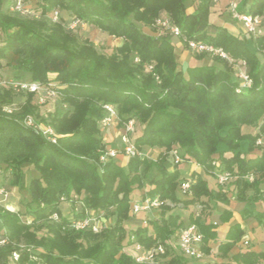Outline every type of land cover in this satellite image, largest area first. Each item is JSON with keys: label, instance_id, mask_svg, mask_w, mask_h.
Returning <instances> with one entry per match:
<instances>
[{"label": "trees", "instance_id": "16d2710c", "mask_svg": "<svg viewBox=\"0 0 264 264\" xmlns=\"http://www.w3.org/2000/svg\"><path fill=\"white\" fill-rule=\"evenodd\" d=\"M11 3L0 0V30L4 34L0 69L47 86L66 107L47 115L53 134L45 135L25 123L27 117L39 116L35 93H27L16 113H6L3 107L13 102V90L0 92V166L12 170V186L28 191L27 214L34 216L27 222L21 213L0 206V240H7L0 246V264H28L38 257L44 264H139L136 257L122 250L128 232L135 247L139 244L147 250L162 245L165 253L161 256L171 254L167 241L183 222L178 215L166 217L170 210L166 201L189 206L203 198L226 202L235 197L240 202L264 203V147L256 145L257 138L264 134V34L248 39L223 27L208 32L212 0H37L35 8L43 17L59 11L54 23L16 13L12 16L8 13ZM238 5L240 12L264 14V0H252L249 10H245V4ZM190 6L195 7L193 13L187 12ZM60 12H66L68 18ZM160 18H169L186 41L223 49L234 63L214 56L223 69L194 65L183 71L171 38L152 36L141 27H152ZM76 20L121 43L109 55L100 53L69 28ZM204 56L197 54L195 58ZM239 60L246 63L252 81L249 87H241L240 80L232 75ZM52 83L57 86L50 87ZM105 104L115 106L119 127L134 119L143 124V133L134 145L138 151L144 146L160 148L155 163L141 156L130 158L126 168L114 158L101 161L106 151L100 126ZM245 128H255L256 133H246ZM173 150H181L184 161L195 163L204 175H211L219 189L212 190L205 176L193 173L194 183L187 195L191 198L182 201L178 196L181 164L169 169ZM214 161L236 176L232 189L228 186L232 179L225 186L218 183ZM24 164L39 172L28 185L22 182ZM153 166L159 176L151 181L154 188L150 195L163 202L161 217L128 231L125 221L132 217V193L144 187ZM74 195L82 209L71 217L63 214L60 205L62 197L68 200ZM91 211L97 215L110 212L115 223L102 227L99 233L69 227L72 219L85 218ZM244 212L249 210L245 208ZM54 213L59 216L57 221L52 220ZM253 216L264 228V211ZM213 227H199L204 254L210 252L205 241L215 237ZM42 231L45 233L39 236ZM244 235L239 225L231 227L228 241L219 246L221 255L227 257ZM21 244L45 251H19ZM15 251L20 253L18 261L12 259ZM231 260L223 264H264V250L247 247ZM165 264H183V259L173 256Z\"/></svg>", "mask_w": 264, "mask_h": 264}, {"label": "rangeland", "instance_id": "374dc122", "mask_svg": "<svg viewBox=\"0 0 264 264\" xmlns=\"http://www.w3.org/2000/svg\"><path fill=\"white\" fill-rule=\"evenodd\" d=\"M3 1L5 3H7V1H9V0H3ZM231 1L237 2L240 5L245 4V10H249V6L252 2V0H218L210 8V25L208 26V32L214 33L217 31V27H223V28H226L230 33H232L236 36L246 37L248 39H249V37H253L255 39L256 37L249 35L245 31V29L242 27V24L240 22H238L237 19L232 17V15L230 13V9H229V7H230L229 4ZM26 4L30 9H32L33 11H35L36 14H38L39 19H46L47 21H49V23H54V22L58 21V20H56V21L53 20L51 16L43 17L42 15H40L41 10L37 11L35 8L37 6V0H27ZM6 6L8 7V5H6ZM194 8H195L194 6H190L187 9V12L193 13ZM8 13L12 16H17L15 13H13L10 10L8 11ZM60 15L64 16V18H66V19L68 18V15L66 12H60ZM141 27H142L144 32H146L152 36L168 35L171 38L172 42H173V38H175V37L171 36L168 32L162 30L161 27L157 24V21L155 22V24L152 27H148V26H144V25H141ZM262 29L264 31V14L262 16ZM75 31H76L75 34L78 35L82 40H88L90 42V44L92 46H94L100 53H104L107 55L111 54L113 49L121 43L120 39L109 36L107 33H104L97 28L90 27L87 24L82 23L80 21L76 25ZM3 38H4V34H3V32H1L0 33V43H1ZM177 39L180 40V42L182 44V48H181V50L178 49L176 51V57H177V60L179 62V65L183 69V71L186 72V70L189 66H194V65L195 66L196 65L197 66L215 65L217 67V69H223V65L218 63L217 61H215L213 55L205 54L203 59H200V60L196 59L195 55H197L198 53H195L192 50H190L188 48V46L185 45V42H183V40L186 41L185 40L186 38L183 37L182 39L181 38H177ZM252 47H253V44L251 43V48ZM185 51H187V52L189 51L192 54V60L191 61L185 60L186 58H182V61H181V57L183 55V52H185ZM259 57L261 59H263L260 54H259ZM228 61H229V63H234L233 59H230ZM243 64H244V61L239 60V61L235 62V66L232 69V75H233V77L238 78L240 80V86L241 87H244L243 86L244 80L240 77L241 73H245L246 75L248 74L247 66H244ZM0 72L6 74L4 77L5 81L17 80V82H29V78H27V77L26 78L24 77V79H22V77H15L14 73L11 70H7V69L1 70L0 69ZM53 77L54 76L51 75V78H53ZM55 86H57V83H52L50 87H55ZM1 87H2V89L4 88V90H1L0 92L4 93L7 90L6 88H8L9 86L1 85L0 89H1ZM46 87H44V89L41 90L39 93H36L35 98H34V102L36 103V105L38 107L37 113L39 116L38 117L34 116L33 118L36 120L38 128L41 129L42 131L43 130L47 131L48 129H50V126L47 125V123H48V116L47 115L50 113H54V111H56V110H63V108L66 107V105L61 101L60 97L56 94V92L54 91L55 92L54 94L49 93L52 89H50V88L48 89ZM12 96L14 99L13 102L11 104L5 105L3 107V111L6 113H16V111L21 109L20 107L25 103V101L28 97L27 92L18 91V90L17 91L13 90ZM133 121H134L133 130L129 133L128 138L134 144V140L142 135L144 126L137 119H134ZM34 123H35V121H34ZM111 126H118V120H116L115 123L108 126L107 128H109ZM107 128H105V129H107ZM120 128L122 129V133L120 134L119 137H116L113 140H111L109 142L110 144L107 146V149H106V150H115V151L119 152L118 156L116 158H114V161L117 164L122 163L123 160L125 159L124 158L125 154L123 153V149H124L125 145H124V142L122 140V136L125 134V127H120ZM105 129L101 128L102 136L104 135L105 137H107L108 133H107V130H105ZM244 131L246 133H250L252 135L256 133L255 128H249V129L245 128ZM242 149H243V151L246 149L245 144L243 145ZM154 152H155L154 156L156 159H152V158L150 159L151 162H153V163L156 162V160L160 154V152H158L157 150ZM178 152H179V155L182 153L181 150H178ZM142 153H143V155L149 154L147 151H143ZM227 155H232V153H227ZM168 163H169V168H172L174 166V160L172 159L171 154L168 158ZM185 163H188V162L184 161V159H183V162L181 163V165L185 164ZM195 171H198V169H196ZM154 173H158L155 166H153L152 168L149 169L146 177H148V176L150 177V176L154 175ZM38 176H39V172L37 170H35L32 165H30V164H24L23 165L22 182H24L26 185H28V183L33 178L38 177ZM13 178H14V176H13L12 170L10 168L5 169V165L0 166V185L4 186L6 188L7 193H8L7 197H5V198L0 197V199H2V201H3L2 204L6 205L11 211L21 213L22 219L24 221H27V222L32 221L34 216L31 214H27V212L29 211V205H30V196L28 194V191L22 190L20 188V186H12L11 182L13 181ZM205 178L208 179L210 188L212 190L215 191V190L219 189L218 185L216 184L215 179L212 178L211 175H205ZM235 180H236V176L234 175L232 177L231 182L228 183L229 184L228 186L230 189H232L234 187ZM228 186H226L224 189L221 188L220 189L221 192H224V190L227 189ZM78 199L79 198L74 195V196H72V199L61 201L60 206L63 205L64 208L68 207L67 212L72 217V215H75V213L80 212L82 209V204L79 202L80 200H78ZM259 202H261V201H259ZM165 205H167L166 202H165ZM255 209L257 210V207H255ZM186 210H188V209L183 208V209H177L174 212L180 214L182 219L187 220V212L188 211H186ZM263 210H264V208H263ZM93 216H94V218H96V221L100 225L101 228L102 227L109 228L115 223V216L110 214V212L102 213L100 215L94 214ZM208 219H209V225H212L215 220H219L220 221L219 224L221 222L224 223V220L222 218V214H219L217 212H214L212 216L210 215V217H208ZM252 220L255 223V226L257 228V230L254 233V236L257 239V243H258L259 247L263 251L264 250V228L259 224V222L256 220V218L254 216H253ZM127 230L130 231V229H127ZM248 231H249V229H248ZM44 233H45V231H42V232H39L38 235L41 236ZM129 237H130V232H128V239L125 240L124 248L122 250L125 251L126 253H128L129 255L133 256V257H137V255L139 254V251L136 249L134 243H131V240L129 239ZM219 246L217 247V249H218L217 252H219ZM250 248H252V246H250ZM26 249H33L34 253H36V254L43 253L45 251L44 248L28 247L25 244H21L19 251H24ZM214 249H215L214 251H216V246ZM243 251H246L245 247H243ZM178 252L180 253V249H178ZM217 252H215V253H217ZM174 256L179 258V259L182 258L181 256H179L178 253H175ZM169 257H173V254L171 253V255ZM169 257H163V256L159 255V256H156L154 262H149V263H145V264H165V263H167V261H169L171 259ZM186 258L190 259L189 257H186ZM36 259L37 260L35 263L29 262L28 264H36V263L44 264L40 257H38ZM205 259H206V261H208V258H205Z\"/></svg>", "mask_w": 264, "mask_h": 264}, {"label": "built area", "instance_id": "2783aa9c", "mask_svg": "<svg viewBox=\"0 0 264 264\" xmlns=\"http://www.w3.org/2000/svg\"><path fill=\"white\" fill-rule=\"evenodd\" d=\"M214 3H216L218 0H212ZM27 0H12L10 11L13 13L19 14L21 16L25 17H36L38 18V14L35 13L32 9H30L27 4ZM230 13L233 18L237 19L238 22L242 24V27L245 29V31L254 37L262 36L264 31L262 29V16L260 15H252L250 13L246 12H240L239 11V5L237 2L231 1L230 2ZM53 20L59 19V11L56 10L53 13L52 16ZM78 20L71 23L69 26L70 29H75L76 25L78 24ZM77 23V24H76ZM157 24L161 27L162 30L168 32L171 36L175 38H183V34L181 29L174 25L172 21L169 18H160L157 19ZM1 32V30H0ZM188 48L192 50L195 53L198 54H209L213 56H219L226 60H230L231 58L223 51L221 48H217L209 43L200 42L196 40H188L186 41ZM139 60L136 59V62ZM246 66V63L243 64ZM149 69H152V66L149 67ZM240 77L244 80V87H249L252 84L251 79L249 78L248 74L241 73ZM243 83V82H242ZM5 85L9 86L8 88H11L12 90H18V91H24L27 93H39L41 90L44 89L45 86L41 85L37 82H17V80H10L5 81L4 77L0 75V86ZM49 93H55L53 90H51ZM105 116L100 121L101 128H107L108 126L115 123L116 120H118V113L112 104H105L104 105ZM34 119L32 117H27L25 123L27 126L36 128L38 125L36 122L34 123ZM134 121L131 120L125 125V134L122 136V140L124 142V149L123 153L128 158H133L136 156H141V151H138L135 147V145L129 140L128 136L129 133L133 130ZM39 129V128H38ZM41 130V129H40ZM43 133L45 135H52L53 131L52 129H48L47 131L43 130ZM52 141L55 142V139L52 138ZM257 146L264 147V134H261L256 141ZM117 151L115 150H106L103 155L101 156V161L106 162L109 159H113L118 156ZM174 164H181L183 162V158L179 155V152L177 150H173L171 152ZM214 167V174L216 175L217 181L220 185L225 186L227 182H229L232 179V174L228 171L222 170L221 165L218 161L213 162ZM250 180L253 179L252 176L249 177ZM194 183V180L190 178H183L180 182L179 187V193L182 196H187L191 190V187ZM8 193L6 191V188L2 185H0V197H7ZM66 199L64 197L61 198V201H65ZM3 201L0 199V206L5 207L6 209L10 210L6 205L2 204ZM161 205H163V202L157 197L154 196L152 198H146L139 203H134L131 207V214L135 215L140 211H146L151 208H160ZM87 216L85 218H74L70 221L69 227L75 231H85V230H91L94 233H99L101 231L100 225L97 223L96 218H94V213L87 212ZM59 219V216L57 213H54L52 215V220L57 221ZM132 240H134V237H132ZM7 242L6 239L0 240V246L4 245ZM203 242V234L199 228V226L195 223H190L179 231L178 234V246L180 249L181 254L184 257H189L192 259H202L204 257V253L201 249V245ZM245 246L249 245L248 240H245L243 243ZM136 249L139 251V254L136 257V261L139 264H145L149 262H154L156 256L163 255L165 253V248L162 245H159L157 247H153L151 249H143L141 245L137 244ZM20 258V253L18 251L13 252L12 259L14 261H18ZM36 258H32L33 263L36 262ZM39 264V263H36Z\"/></svg>", "mask_w": 264, "mask_h": 264}, {"label": "crops", "instance_id": "0c3cea01", "mask_svg": "<svg viewBox=\"0 0 264 264\" xmlns=\"http://www.w3.org/2000/svg\"><path fill=\"white\" fill-rule=\"evenodd\" d=\"M242 29V28H241ZM173 42L175 44V51L178 49L181 50L182 44L179 39L173 38ZM186 58L185 60L191 61L192 60V54L188 51L183 52V55L181 57ZM188 58V59H187ZM188 67V66H187ZM186 67V68H187ZM183 70V69H182ZM108 136L105 137L103 135V140L107 149V146L110 144L109 142L113 140L116 137H119L122 133V129L119 126H111L107 129ZM161 152L160 148H150L148 146H144L141 150V157L147 158L148 161H151L150 159H156L154 154V151ZM143 151H147L148 155H143ZM116 158V157H115ZM121 165L122 167L126 168L127 163L130 158L124 157ZM172 169V168H169ZM181 171V177L180 180L183 178H192L193 173H200L202 176H205L202 172L201 168L198 167L195 163L188 162L185 164H182L180 166ZM198 169V171H195ZM159 175L158 173H154L152 176L146 177L144 181V187L142 189H136L132 193V204L139 203L140 201L146 199V198H152L154 196L150 195V191L154 188V185L151 183L152 179L157 178ZM193 179V178H192ZM194 180V179H193ZM208 180V179H207ZM214 180V179H213ZM209 183V181H208ZM210 187V185H209ZM262 191H264V185L262 186ZM179 198L184 200H189L191 196H182L180 193L178 194ZM262 205H261V204ZM166 204L170 207V210L166 212V217L170 214L172 215H178L183 222V225L177 229L174 233V235L171 236V238L167 241L168 246L170 247V250L174 256L175 253H178L179 256L183 258V264H223L227 262H232L231 258L234 254L238 253L239 251H243V247L247 249V247L252 246V250L254 251H261V248L259 247L257 243V239L254 236L255 231L257 230L255 223L253 222L252 218L257 211H264V203L261 202H253V201H247V202H240L235 199V197H229L226 202H220L217 200H208L207 198H203L201 202L196 203L194 205L184 206L182 203H172L170 201H166ZM257 207V210L255 209ZM188 209L187 212V220H184L181 218L180 214L174 212L177 209ZM247 208L249 210V213L245 214L244 210ZM260 208V209H259ZM61 210L63 214H68V207L64 208L63 205L61 206ZM227 211V213H225ZM214 212H217L219 214H222V218L224 220V223L219 224V220H215L213 222V229L212 231L215 233V237L206 239L205 245L207 248H209L210 252L208 254H204V257L200 260L197 259H188L184 257L181 252H178L179 246H178V234L181 228L184 226L195 223L200 228L201 226L209 225V219L210 215L212 216ZM223 213H225L223 215ZM162 214L161 208H151L148 210L140 211L135 215H132V217L125 222V227L127 229H135L139 226H145L147 221L159 219ZM234 225H239L244 231L245 235L240 239L235 246L232 248V250L227 254V257H223L220 252H217V247L221 244H224L228 241V233ZM261 227V226H260ZM249 229V231H248ZM259 230V229H258ZM260 232V231H259ZM262 232V231H261ZM260 234V233H259ZM263 234V233H262ZM245 240H248L249 245L245 246L243 243ZM177 243V244H176ZM176 244V245H175ZM216 246V251H214ZM217 252V253H215ZM171 254H169L170 256ZM168 256V257H169ZM172 258V257H169ZM205 258H208V261H206ZM205 259V260H204Z\"/></svg>", "mask_w": 264, "mask_h": 264}]
</instances>
